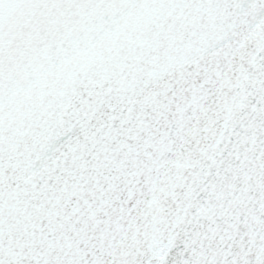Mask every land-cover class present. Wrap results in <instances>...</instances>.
Here are the masks:
<instances>
[{
    "label": "snow or ice",
    "instance_id": "obj_1",
    "mask_svg": "<svg viewBox=\"0 0 264 264\" xmlns=\"http://www.w3.org/2000/svg\"><path fill=\"white\" fill-rule=\"evenodd\" d=\"M0 264H264V0H0Z\"/></svg>",
    "mask_w": 264,
    "mask_h": 264
}]
</instances>
